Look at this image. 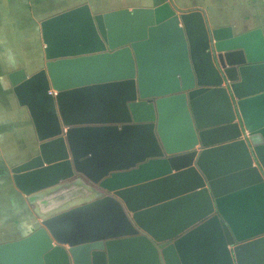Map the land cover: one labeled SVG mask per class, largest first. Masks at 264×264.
I'll return each instance as SVG.
<instances>
[{
  "label": "water",
  "instance_id": "water-1",
  "mask_svg": "<svg viewBox=\"0 0 264 264\" xmlns=\"http://www.w3.org/2000/svg\"><path fill=\"white\" fill-rule=\"evenodd\" d=\"M41 34L44 66L8 74L39 228L0 264H264V25L83 4Z\"/></svg>",
  "mask_w": 264,
  "mask_h": 264
},
{
  "label": "crops",
  "instance_id": "crops-1",
  "mask_svg": "<svg viewBox=\"0 0 264 264\" xmlns=\"http://www.w3.org/2000/svg\"><path fill=\"white\" fill-rule=\"evenodd\" d=\"M169 2L179 12L201 10L210 28L232 26L242 33L264 25V0H0V245L22 240L39 228L12 168L38 153L30 115L19 106L8 74L40 70L46 60L41 22L88 4L95 13L154 8Z\"/></svg>",
  "mask_w": 264,
  "mask_h": 264
}]
</instances>
